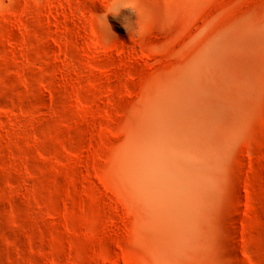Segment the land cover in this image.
Masks as SVG:
<instances>
[{
  "label": "rangeland",
  "instance_id": "obj_1",
  "mask_svg": "<svg viewBox=\"0 0 264 264\" xmlns=\"http://www.w3.org/2000/svg\"><path fill=\"white\" fill-rule=\"evenodd\" d=\"M217 37L249 89L209 230L178 233L121 158ZM0 264H264V0H0Z\"/></svg>",
  "mask_w": 264,
  "mask_h": 264
},
{
  "label": "bare ground",
  "instance_id": "obj_2",
  "mask_svg": "<svg viewBox=\"0 0 264 264\" xmlns=\"http://www.w3.org/2000/svg\"><path fill=\"white\" fill-rule=\"evenodd\" d=\"M235 43L217 37L180 71L164 75L121 158L130 186L152 211L163 207L162 221L178 233L209 230L202 205L224 188L249 89L232 63Z\"/></svg>",
  "mask_w": 264,
  "mask_h": 264
}]
</instances>
